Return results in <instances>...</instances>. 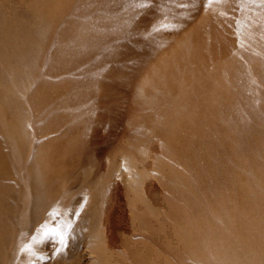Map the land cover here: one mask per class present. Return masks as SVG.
I'll use <instances>...</instances> for the list:
<instances>
[{
	"label": "bare ground",
	"instance_id": "obj_1",
	"mask_svg": "<svg viewBox=\"0 0 264 264\" xmlns=\"http://www.w3.org/2000/svg\"><path fill=\"white\" fill-rule=\"evenodd\" d=\"M19 1L21 2V0H19ZM19 1H17V3ZM81 1H86V0H22V3L26 4L27 8L25 11L21 12L17 9V7L15 5L11 4V0H0V132H1L0 135L2 134L4 139L7 142H9V143L4 142L3 144L7 143L9 153L11 154L10 151H12L13 152L12 155L13 154L15 155V160H13V162L15 161V163H16V160L17 161H21V160L25 161L24 166L21 167V169H23L24 172H26V175H25L23 173V171H21L22 174H24V176H26V181H25L26 183L24 184V186H25L24 188H26L24 191H26V192L25 193L23 192L25 194V196H24L25 198H23L24 203L21 202L22 205L20 206V207L23 206L22 207V213H24V212L27 213L28 211L32 210L31 208L33 207V204H34L33 202L39 201V199H43V197H40V196H43L45 194V192L41 189L43 187L48 190V198L47 199L50 202V204L47 202L46 203H47V205L49 204V207H53V208L56 207V206H54L55 202L57 200L61 201L62 195L66 194V193H62V192H64L67 189V186H69L70 182L67 181L68 182L67 183L62 178V176L64 177V174L68 173L67 170L72 165H70V166L67 165V167H65V168H68V169L66 170L64 168V170H63V167L66 166V164L63 161H65L64 159L67 156H68V159L66 158V161L67 162L71 161V158H69V155H70V157H72L73 151H75V149H76V148L75 149L73 148L76 146V145L75 146L73 145L74 142H76L79 139V136L82 138L83 132H85V130H87L88 127L91 126L90 121H91L93 115L96 117V114L98 115L99 112L101 110H103L102 107H101V110H99L100 108H98V107H97V109L94 108L95 103L98 100L95 101V103L93 102L94 105H92L93 103L88 105L91 107V109H88L87 107H85V105H87V103L89 101L92 102L95 99H97V95H96L97 92H101V95H102V93H104L105 90H102V89H104L103 81L106 78L104 77L105 78L104 79L102 76H105L107 74L109 76L110 75L115 76V72H114L115 70L113 71L110 68V66H108V67H106L107 65L104 66L103 72H101L99 70L100 69L99 68V66H100V64H99L100 60L99 59H98L99 62H94V61L89 62L88 61L89 64L88 65L86 64L87 66H81V67H85L81 71V75L85 74V77H87L86 80H88L87 82H85V81H84L85 83L82 82L84 79L81 80V82H80L78 80L77 75H76L77 78H76V76L74 77L72 75L71 76L68 75V74H71L72 71L74 72L77 69V67L79 65V61L77 59L78 58L80 59L81 54L84 57L90 58V57H95L96 54L99 53L97 48L94 49L95 46L93 48H90V49H87V47L84 48L85 43L89 44L91 40L93 41V40H95V38H97L99 36V35H97L95 37V34H97V32L93 33V31H92V34H91L90 33L91 29L89 27H87V26H89V24H86L84 21H85V19H86L85 17H87V15H88V17H89V15H90V17H92L93 14H95L93 12H96L97 3H100V1L95 0V2H97V3H95L96 6L95 7L93 6V8H95L94 9L95 11L93 10V12H91L93 14H86L84 18H83V13L81 11L83 10L82 8L85 7V5H84V7L81 8L82 10L79 9V7L77 9V5ZM104 1L105 0H101V4L100 5L98 4V6H101V5L105 6L106 4ZM185 1L186 0H184V3H185ZM201 1L202 0L199 1L200 4H202ZM239 1L240 0H228L227 4H224V3L219 1L218 3H215L214 5H210L206 9H204V13L198 19H208L210 16L211 17L214 16V18H215V16H221L223 19H226V20L230 19V18L233 19L234 18L233 16L235 15V13H234L235 12V10H234L235 6L234 5ZM111 2H112V5L114 3H116V6H117L119 4V2H122V0H112ZM179 2H182V1L179 0ZM195 2H197V1L195 0ZM244 2H246V1H244ZM90 3H89V5H91L93 2L91 4ZM155 3L157 4V3H159V1L155 2ZM166 3L167 2L164 3V1H163V3H161V6L163 4L164 9L166 8V10L164 11L163 15H162V11H160L162 17H160L161 19L159 18V20H160L159 22L157 21L155 28H158V30H159V27H157V26H160V27L166 26V28H169L168 31H170V32H168L167 35L165 36L166 39L162 38V40H157L154 43L152 41L151 42L152 44L150 42H148L150 37L148 39L144 38L145 40H147V42H148L147 44L150 43L151 45H155V48L157 50L155 52V56L152 59L147 60L148 61V62H146L147 63V65H146L147 70H146V68L145 69L143 68V70H146V71L142 72L141 75L136 77V79L134 77L132 79L129 77H128L129 79L126 78L128 80L127 83H129L132 86V88L130 90L132 91V89H133L132 93H130L131 95L130 94L127 95V97H129V95H130L131 98L129 97V102H126V103H129V105H132L133 108L131 109V107H130V109H131L130 115H127V113H125V110L127 108L126 107L127 104H125L126 108L124 110H121V111H124V113L127 115V117H126V115L124 114L125 117L127 118V120L125 122L122 121L124 123H121V124H123L122 128L124 127L126 132L124 133V136L122 134V132H124V131L120 130L122 132H120V131H118V132H119L120 138H123V139H121V141L122 140L124 141V139H126L128 145L117 148L114 151L112 150L111 152H108V150H107V152L105 153L106 150H104V152H102L103 151L102 148H105V144L107 145V143L109 144L110 142H107L104 144V142L102 141V143L104 144V147H101L100 152H102L101 153L102 157L103 156H106V157H104V159L103 158L100 159L101 157L97 156L98 157L97 159H100L101 161L106 160L108 162V164L106 163L107 167L104 170L105 171L104 173L98 172L99 174L96 176V178L90 184L86 185V188H84V190L82 191L83 193L81 194L82 196L84 195V197H82L83 199L80 197L81 195H79L77 193L78 196L81 198V200L84 201L83 205L86 204L85 205L86 208L84 206H82L84 210L87 209L86 210L87 213H86V211L85 212L82 211V213L84 212L83 216H85V215L90 216V214H88V212L91 211L90 209H92L97 203H98L97 205H99L100 202H97V201L100 198L102 200V197L104 196L105 191L112 184V180L115 181L116 179L117 180L115 182L113 181L114 182L113 184L115 185V183L118 181V183L115 185V188H114L116 191L115 192L116 195L119 196L120 202L119 201L118 202L120 204L122 202H124L123 196L121 195L123 190H125V191L130 190L131 195H132V199H131L132 203H131L130 207H132V206L133 207H141V208L142 207H154V208L155 207H159V208L160 207H162V208L163 207H175L173 204L166 202L167 200L163 201V202H159V201L155 202V200L157 201V198L155 199L154 196H157L158 195L157 192H160V191L168 192L169 194H171V196H178V197L181 196V198L184 200V201L182 200L184 202L183 205L185 204V206H182V207H190V205L192 207H214L211 209V211H213L215 214H217V216L222 215V213H224V209H225L224 207H226V208L231 207L230 213L226 214V216H224V218L221 217V220H222L221 222H223L226 225V227H229L231 231L228 232L226 227H225L226 228V231H225L224 230L225 228L222 227L221 232L217 233L216 235L212 234L213 236H210V235L207 236L208 233H205V229L208 227L210 228L211 225L215 226L214 223L212 222L211 225L206 227V223H205L206 221L204 222L201 220V222L199 224H198V222H196V224H198V226H202L203 232L199 233L201 231V229L199 228L200 230H197V227H196L195 231H197V233H199V235L196 233L197 237H193V238L190 237V236H192V234L194 232V231L191 232L192 231L191 229L194 227L193 222L199 220L200 216L202 219V215H200L199 213H198L197 217L190 219V216H189V217H187V219L185 221H182L181 223H178L175 220H172L174 218L171 219L170 217H167V214H165V215L169 219V221L171 220V222H169L170 223L169 226L173 230H177V231H178V229H181V230L185 229L186 230L187 228L193 226L190 229V232L188 233V234L192 233V234H190V236H188V234L186 233L185 236H181V237L182 238H188V237L191 238V239L188 238V239H190V241H189V243H187V248L190 249V254L192 256L194 254H196L198 256V257H196L197 259L195 258V260H194L195 262L197 261L200 264H203V263L204 264H264V251H262L261 253L256 252V250L259 249L258 248L259 245L261 243H264V233H263V235L259 236L260 231H258L259 225H262L264 227V221H263V218H262V220L259 219L258 216H261V214L258 215V212H257L258 209H261L258 207L264 208V17L260 14H257V13L253 14L252 12H251L252 14L250 13V16L248 18H246V17L241 18V16L235 15L241 21V23L238 22L240 25H236V22H237L236 19L237 18H235L236 22L233 19L232 23L227 22L228 20L225 21V20L221 19L222 21H218L216 19L217 22L211 31H204L203 34H199L200 37H201V35L204 36V35H210L213 33L214 34L217 33L219 35L217 29H218V27L223 26V27H225V30H224V28L222 29V30H224L223 33H230V34L234 35L235 39L232 42H234L240 48L239 49V48L234 47L232 50H228L227 52L229 54H231V52L234 53V54L232 53V57L225 59V61L217 63L215 66H213L215 64V62H214V64H212L210 62H206L202 58H200V59L198 58L197 61L194 60L195 62H190V53H191V55H192V52L196 53L197 52L196 49H198V48L191 46L194 48H192L190 50V48H191L190 47V29H191V26H190L189 20L190 19L192 20L196 16H194L193 18L190 17V19L188 18L189 20L187 18L186 19L182 18L183 20H176V18L174 19L175 15L179 16V14L176 13V10L180 9L181 7L178 8L179 6H177V4H175L177 6L176 7L177 9L175 10V7H174L175 5L173 6L174 7L173 8L171 5V2H169L172 9L169 7V9L167 11V8L169 5H168V3L167 4ZM173 3L174 2H172V4ZM83 4H84V2H83ZM109 4H110V2H109ZM156 4H154V5H156ZM188 4H189L188 5V7H189L190 3H188ZM200 4L198 6H200ZM252 4L254 6V3H252ZM166 5H167V7H166ZM107 6H109V5H107ZM136 6H137V4H136ZM182 6H183V8H187V7H184V4ZM191 6H192V4H191ZM191 6H190V8H191ZM240 6L241 5H239L238 7H240ZM143 7H144V5H143ZM148 7H150V6H147V8ZM201 7H203V6H201ZM250 7L251 6L249 5V9H245V7L243 9L251 10ZM99 8H101V7H99ZM128 8H129V6H128ZM140 8H142V7H140ZM156 8L158 9L157 6H156ZM20 9H22V8H20ZM164 9L162 8V10H164ZM192 9H194V7H192L190 10L188 9L189 11L187 10L189 15H191L190 11ZM131 10H132V8H131ZM133 10H135V9H133ZM154 10H155V8H154ZM173 10H175V11H173ZM201 10H202V8H201ZM102 11L103 10H101V12L100 11L99 12L102 14ZM142 11H145V14L147 13L145 8H144V10L142 8ZM200 11H198V13H200ZM99 12L96 13V15L98 14V16H99V14H100ZM126 12H124V13H126ZM148 12L150 13L151 11H148ZM156 12H159V11L156 10ZM236 12H238V10ZM243 12H244V10H243ZM243 12L241 11L240 13L243 14ZM111 13H113V12H111ZM129 13H132V12H129ZM142 13H144V12H142ZM101 14H100L99 18L102 17L101 19H103L104 16L106 17L105 14H104V16ZM107 14H109V13H107ZM113 14H111L112 16L110 15L111 18L108 17L109 15L107 16L109 18V20H108V23L106 22L107 23L106 28H105V26L104 27L102 26L104 24L103 23L104 21L102 22L100 20V22L103 23V24L101 23L103 30H104V28L107 29L108 24L112 25L110 27L111 30L110 29L107 30L108 33L110 31V34L108 36L106 34H104V36L106 35L108 37L107 38L108 41L110 43H112L111 48L115 45H118L119 44L118 40L121 38H124L125 33L129 31V29H127L128 31H126V32H124V31L120 32L119 31L120 30L119 24H117L118 26L116 25L117 28L119 27V30L114 29V27H113L114 24L121 22L122 13L119 16L121 18H114V16L117 17V14L116 15L115 14L113 15ZM138 14H140V12ZM145 14H141V15L143 16ZM194 14H196V13L194 12ZM96 15H94L93 17L95 18ZM98 16H96V18ZM246 16H248V15H246ZM88 17H87V19H88ZM146 17H147V15H146ZM146 17L144 18V20L146 19ZM197 17H198V15H197ZM197 17H196V19H197ZM131 18H129V20ZM147 18H148V20H152V19H149V17H147ZM152 18H155V17H152ZM123 19H125V18H123ZM135 19L137 20L138 17ZM140 19H142V18H140ZM156 19L158 20L157 17H156ZM103 20H106V18ZM129 20H127V22ZM144 20L142 22H144ZM184 20H187V21H184ZM91 21H92V19H91ZM96 21H94V22H96ZM109 21L111 24L109 23ZM131 21L132 20H130L129 22L131 23ZM135 21H133V22H135ZM153 21H155V23H156V20H153ZM192 21H194V20H192ZM100 22H99V25H100ZM148 22H146L147 25H149ZM132 23H131V25H132ZM139 23L141 25V21ZM121 25H122V23H121ZM140 25H137L139 30L141 29ZM206 25L202 24L199 27L204 28V27H206ZM94 26H96V24ZM101 26L98 27V24H97V27L100 28V29H98L96 27L97 30H101ZM123 26H124V21H123ZM132 26H136V24H134ZM142 26H143V24H142ZM242 26H249L251 29L249 28L248 30H243V28H242V30H241V28H239V27H242ZM123 28L124 27L121 26V29H123ZM126 28H128V27H126ZM132 28L136 29L135 27H132ZM153 28H154V26H153ZM163 28L166 29L165 27H163ZM195 28H196V26L194 27V30H195ZM201 28H199V29H201ZM151 29H149V30H151ZM145 30H143V31L145 32ZM155 30L157 31V29H155ZM161 30H163V29H161ZM201 30H199L200 33H201ZM208 30H210V29H208ZM143 31H141V32H143ZM156 31L155 32L153 31L151 34L156 33ZM146 32H149L148 27H147ZM99 33L102 36V33L101 32H99ZM130 33H132V32H130ZM213 35H211V36H213ZM218 35H216V36H218ZM101 36H100V38H101ZM129 36H131V34H129ZM219 37H221V36H219ZM219 37L216 38V41H217V39H219ZM73 38L75 39V41H73ZM100 38H98V39H100ZM126 38H127V36H126ZM139 38H142V37H139ZM194 38H196V37H194ZM196 39L194 40L195 42H196ZM204 39H207V38H204ZM137 40H138V38H137ZM102 41L104 42V40H102ZM141 41H142V39H141ZM220 41L223 42L222 37H221ZM95 42H96V40H95ZM142 42L144 43V41H142ZM97 43L100 44L99 41ZM97 43H95V45ZM90 44H92V42ZM129 44H131V43L129 42L127 44L128 45L127 47H129ZM196 44H198V43L196 42ZM93 45H94V41H93ZM123 45H124V43H123ZM130 46L133 47V45H130ZM118 47H120V50L122 49L120 44L118 45ZM198 47H200V46H198ZM213 47H214V45H213ZM114 48H112L113 51H114ZM135 48L136 47H134L133 49H135ZM145 48L146 47H144V49H142V51H144ZM150 48H151V46H150ZM155 48H153L152 50H155ZM205 48H207V47H205ZM112 49L108 48L107 49L108 51L107 50H105V51L109 52ZM147 49H149V48H146V50ZM202 49H201V51H202ZM124 50L126 51V49H124ZM214 50L216 52L215 48H214ZM206 51H207V49H206ZM222 51H224V50L222 49ZM106 52H104V53H106ZM123 52L120 51V54H122ZM111 53L112 52L110 51L109 55ZM117 53L119 54V52L116 50V54ZM153 53L148 54V55L150 56ZM203 53H204V51H203ZM116 54L114 53L113 55H116ZM134 54H135V51H134ZM141 54H143V53H141ZM223 54H225V52ZM103 55H102V57H104ZM205 55H206V53H205ZM225 55H227V54H225ZM110 56L112 57V55H110ZM139 56H141V55H139ZM149 56H147V57H149ZM98 57H101V56H98ZM111 57H109V58H111ZM134 57H136V54ZM134 57H131V58H134ZM207 57H208V54H207ZM106 58H108V57H106ZM106 58L104 57L103 59H106ZM131 58L129 57V60ZM209 58H207V59L209 60ZM212 58H214V56ZM76 60H77V62H75ZM98 60H96V61H98ZM191 60H192V57H191ZM74 62H75V64H77L76 68L73 67ZM101 62L104 63L102 61V59H101ZM137 63H138V61H137ZM140 63H145V61L140 62ZM51 64H52V66H50ZM82 64H83V62H82ZM103 65H105V64H103ZM138 65L141 66V64H138ZM48 66H49V68L51 67L52 71H53V68L55 69L53 71V72H55V74L53 73V76H56V78L50 79L49 75L52 74V71H50L51 73H49L47 71V70H49ZM111 66H113V65H111ZM118 67L119 68L116 70L122 69V68H120L121 67L120 65H118ZM142 67H145V66H142ZM112 68H114V67H112ZM130 68H131V66H130ZM130 68H129V70L133 71V69L131 70ZM106 71H109V72H106ZM195 72H197V73L195 74ZM190 73L192 74L191 76H190ZM125 74H127V73H125ZM139 74H140V71H139ZM122 75H123V73H122ZM129 75L130 74H128L126 76H129ZM134 75L135 74H133V76ZM116 76L118 78L120 75L117 74ZM88 77H90V79H88ZM108 79L110 80V78H108ZM245 81H247V82H245ZM119 82L121 83V81H119ZM108 83H110V82H108ZM112 84H115V83H112ZM247 84L250 86L249 90L245 89V86ZM88 85L90 86V88H88V91L86 94L82 90H84V91L87 90L86 88L88 87ZM83 86L85 87V89H82ZM131 86H129V87H131ZM117 87L115 89H117ZM11 88H14V89H12L10 91ZM241 89H243V92L241 91ZM106 90H107V86H106ZM84 93L87 96H85ZM117 93H119V92L117 91ZM121 93L123 94L122 91H121ZM125 94L126 93L124 92V97L126 98ZM106 95H108V93ZM191 95H196V96H193L196 98V101L193 102V104L190 103V96ZM117 96H118L117 99H119L118 94H117ZM254 99L257 100L258 103L257 104L254 103L252 105L251 101ZM111 100H113V99H111ZM106 102L109 103L107 98H106ZM122 102L124 103L123 99H122ZM122 102H119V105ZM73 103H74V105H73ZM100 103H103V102H100ZM104 103H105V101H104ZM104 103L102 105H105ZM216 103H220V105H218ZM206 104H207V106H208V104H211V105L216 104L217 107L215 106L216 108H209V106L207 107ZM99 105H101V104H99ZM113 105H115V104H113ZM123 105H121L122 109L124 108ZM136 105L137 106L139 105V107H136ZM67 106H69V107L66 108ZM260 107H262V109H263V115L259 118L253 114L252 110H254L256 112V110L259 109ZM66 109H69V111L71 110L70 111L71 113L70 112L67 113ZM107 109H105V110L109 114L110 112H108ZM112 109H113V107H112ZM112 109H110V110H112ZM115 109H118L117 105H116ZM54 110L58 111L55 115L51 113ZM116 111L117 110H115L114 112H116ZM127 111L128 110H126V112ZM114 112H112V113H114ZM117 112H119V111H117ZM241 112H242V117H241L242 119L240 120ZM106 114L103 115V113H102V115H100V114L99 115L104 117ZM108 114L106 115V117L108 116ZM115 114L116 113H114V115ZM237 114L239 117L238 118L239 121L232 120L233 116H235V118H237ZM114 115H112V116L114 117ZM116 116H117V114H116ZM118 116H120L122 118L121 115H118ZM216 118H219L218 123L216 122L217 120L215 121ZM252 118L254 119V122L252 121ZM121 120H125V118L121 119ZM121 120H119V121H121ZM256 123H259V125H260V123H263V124L260 125V127H259L260 128L259 138L257 137L255 142H253L252 140L244 141L242 136L236 135L237 132H241V130L250 131V132H254V131L259 130V128L258 129L252 128V125H255ZM69 125L71 126L72 130H70L68 128ZM94 129H95V127L93 128V131H94ZM96 129H98V128H96ZM96 129H95V131H96ZM93 131L91 130V132H93ZM95 131H94V133H96ZM91 132H90V134H91ZM115 134L117 135V133H115ZM115 134H113V135H115ZM110 135H111V133H110ZM113 135H112L111 139L113 138ZM67 136H68V138H67ZM86 136L88 137L87 134H86ZM254 137L255 136H253V138ZM114 139H116V141L115 142L112 141V143H113V144L111 143L112 148L114 147V143H115V148H116V146H118L119 143H121L120 141L118 144L116 143L118 141L117 137L114 136ZM86 140H88V138ZM91 140L93 141V139H91ZM91 140H90V142H91ZM88 141H87V143L90 144V142H88ZM98 141H100V140H98ZM93 142L95 143V141H93ZM94 143H92V145ZM70 144L73 147L68 149L67 147ZM83 144L89 145V144H86V141ZM92 145H91V147H92ZM96 145L99 146V144H96ZM94 146H95V144H94ZM85 147H87V146H85ZM108 147L110 148V144ZM109 148H107V149H109ZM84 150H85V148H84ZM93 150L94 151L97 150V146L94 147ZM195 150L198 151L199 153H197ZM3 151L1 149L0 155L2 154L1 152H3ZM78 151L79 150H76V152H78ZM98 151H99V149H98ZM98 151L96 153H98ZM117 152H119V154L122 157L120 159L121 161L118 165H116L113 162V157ZM215 153L217 154V156H218V154H220L221 156H219V158L213 159L212 156ZM105 154H107V155H105ZM86 155H87V153H86ZM93 155L95 156L96 154L93 153L92 156ZM2 156H0V158ZM7 156H6V158H7ZM74 156H73V158H74ZM119 156H118V158H119ZM75 158H77V157H75ZM75 158H74V160H76ZM105 158H107V159H105ZM80 159H82V158H80ZM86 159H87V156H86ZM74 160L72 159V161H74ZM88 161H90V159ZM74 162H76V164L78 165L79 161H74ZM82 162L83 161H81V165H82ZM87 162L84 163V165H85L84 168H86V166L88 165ZM0 163H1V161H0ZM70 163H72V162H70ZM4 164L2 163V165H4ZM73 164L75 165V163H73ZM94 164H95V160H94ZM103 164H105V163H103ZM95 165L97 166V164H95ZM105 165H102L101 168ZM8 166H10V164L9 165L7 164V168H8ZM16 167H18V166L15 165V169H16ZM89 167H90L89 169H91L90 163H89ZM92 167H93V165H92ZM87 168H88V166H87ZM3 169H6V168L4 167ZM17 169H19V168H17ZM73 169H74V167H73ZM73 169L71 167V169H69V170L72 172V171H74ZM92 169L89 170V173H88V171L85 172L84 169H82V171L84 170L83 172H85V173L78 170V172H79V173L77 172L78 173L77 175H79L78 178L80 179V177L83 174L86 178H87V176L89 177V175H91V173L94 174L96 171L95 172L93 171L94 172L93 173ZM9 170L11 171V169H9ZM86 170H88V169H86ZM94 170H95V167H94ZM100 170L98 169V171H100ZM15 171H17V170H15ZM62 171H65V173H63ZM220 171H222V173H221L222 174L221 177H223L222 181H221V177L219 176ZM71 172H70V174H71ZM74 172H72V174ZM81 173H82V175H81ZM86 173H88L89 175ZM14 174H16V172ZM7 175H8V173H7ZM7 175H6V177H7ZM24 176H23V178H24ZM37 176L38 177L41 176L42 178L41 177L38 178ZM75 176L76 175H74L75 181H76V179L78 181L79 179L77 178V176L76 177ZM113 176H116V178L114 179ZM150 176L154 178V180L156 182V186L154 187V184H152V188H154V189L152 191H150L149 194H147L146 190H144L145 186H147L145 184H147V182H148V183H150L149 185L151 187L152 181L149 182V180H148L147 182H145V180H147V178ZM65 177H66V175H65ZM93 177H94V175H93ZM217 177H219L218 178L219 180L217 179ZM74 178L71 176L70 178L68 177L67 180L74 179ZM58 180H60V181L64 180V184H65L64 187H66V188L61 186L63 188L62 189L60 187L61 183L58 185L62 189V192L60 191V189L56 190L55 186H53V187L49 186L51 184L50 182L58 181ZM87 180H88V178L84 181L87 183ZM82 182L83 181H81L80 186L85 185V183H83V185H81ZM66 183H67V185H66ZM1 184L2 183H0V185ZM143 184H144V188H143ZM40 185H41V187H40ZM122 185H124V186H122ZM3 186H5V184ZM111 186H113V185H111ZM0 187H2V186H0ZM39 187H40V189H39ZM79 187H78V189H79ZM197 188L198 189L204 188V190L205 189L206 190L204 191V193L201 196H198L199 198H197L194 202L190 203L189 194H190V192L192 194V191H194V190H195L194 193H196ZM19 190H20V188H19ZM80 190H81V188H80ZM75 191H77V189ZM72 192H70V193H72ZM14 193H15V191H14ZM111 193L113 195V192H111ZM74 194L75 193H73L72 196ZM17 195H19V194H17ZM110 195H109V197H110ZM20 196H21V194H20ZM45 196H46V194H45ZM68 196H69V193H68ZM68 196L67 197L64 196V197L68 198ZM78 196H77V198L80 200V198ZM113 196H115V195H113ZM70 197H71V195L69 196V198ZM73 197H71V198L73 199ZM109 197L106 200H109ZM211 197H213V198H211ZM1 198H2V196H1ZM69 198L67 200L71 199V198L70 199ZM111 198L113 199L114 197H111ZM126 198H128V196ZM19 199H20V197H19ZM45 199H46V197H45ZM21 200L22 199H20V201ZM158 200H159V198H158ZM72 201H70V202H72ZM74 201H73L74 204L79 203L80 206L82 205V203H81L82 201L81 202L80 201L74 202ZM110 201H112V200H110ZM127 201H129V200H127ZM1 202H3V201H1ZM4 202H3V204H6ZM6 202H9V201L6 200ZM43 202H45V201H43ZM175 202H176V199H175ZM63 203H68V202H66V201L64 202V200H63ZM113 203H115L114 199H113V202H111V205H113ZM119 203H117V206H119L118 205ZM74 204H72V206ZM105 204H108V203L105 202ZM128 204L130 205L129 202L127 203V206H129ZM44 205H45V203H44ZM79 205H78V207H79ZM92 205H93V207H92ZM122 205L127 207L126 203H123ZM11 206H12V204H11ZM65 206L69 207L70 205H65ZM2 207H4V206H2ZM34 207L36 208L35 204H34ZM34 207H33V209H34ZM75 207H77V206L75 205ZM248 207H249V209H247ZM256 207L258 209H256ZM53 208L52 209L49 208V209L51 211H54ZM63 208H65V207H63ZM94 208L97 209V206ZM117 208L118 207H116L115 211H117ZM180 208H181V206H180ZM253 208H255L257 213L255 212V210H253ZM18 209H20V208L18 207ZM83 209L81 208L80 212ZM96 209L93 210V212L92 211L90 212L92 217H93V215L95 216L94 213L96 212ZM233 209H235V210H233ZM61 210H62V208H61ZM78 210H79V208H78ZM178 210L180 211L181 209H178ZM41 211H40V213H41ZM163 211L168 213L169 216L173 214V211L170 208H167V209L165 208ZM118 212L114 213V214H116V216H119V218H121L123 220L124 218L122 216L120 217V214ZM263 212H264V210H263ZM1 213L2 212L0 210V222H1V220H3L1 217ZM14 213H15V211H14ZM14 213H12V214H14ZM159 214L162 215V213H159ZM178 214L180 215V212ZM44 215L47 216L46 213L43 214V216ZM52 215H54V214H52ZM77 215H79V214H77ZM144 215H146V214H144ZM46 216H45V219H46ZM64 216L65 215H63V217ZM75 216L76 215L74 214V217ZM33 217H36V216H33ZM40 217H41V215H40ZM47 217H49V213H48ZM51 217H54V216H51ZM92 217L90 218L91 221L94 218V217L93 218ZM215 217H216V215H215ZM77 218H76V220H77ZM86 218H84L82 220H86ZM117 218L118 217L115 218L116 224H118V226L120 224V229H121L122 225H123V227L124 226L126 227V223L123 222L125 220H123L122 222L119 220V222L123 223V224H121L117 221ZM9 219H11V218H9ZM78 219H81V218H78ZM107 219H108V217H107ZM113 219H111V220L113 221ZM176 219H178V218H176ZM218 219H220V218L218 217ZM218 219L216 217L215 221L217 222ZM90 220L87 219L86 222H88V223H86V225L84 224L85 223V221H84V223H82L84 225L83 227L81 226L82 224L80 225L82 228L81 230H83V228L85 229L84 232L80 230V233L82 235H84V233L86 234V232H87L88 233L87 235H90L91 237H93L95 230L92 231V229L95 226H92V224L94 223L93 222L94 220L92 221L93 223ZM131 220H133V219H131ZM155 220H154V222H155ZM204 220H206V219H204ZM26 221H27V219H26ZM34 221L36 222L37 220H34ZM89 221L92 224H90ZM177 221H179V220H177ZM133 222L134 221H132V223ZM221 222L219 224H221ZM74 223H73V227H74ZM157 223H159V222H157ZM107 224H108V222H107ZM110 224H112V223H110ZM160 224H162V223H160ZM208 224H210V223H208ZM114 225H115V223L113 222V226ZM26 226H27V224H26ZM26 226L24 225V227H26ZM67 226H69V225L67 224ZM107 226H109V225H107ZM115 226H116V230H118L119 227H117V225H115ZM28 227L29 226H27L26 228H28ZM34 227H33V229H35ZM7 228L9 230L12 227L9 228V226H8ZM18 228L20 229V225ZM18 228L16 226V230ZM38 228H40V227H38ZM126 228L128 229V227H126ZM218 228H219V225H218L217 229ZM12 229H14V227ZM12 229L10 231L14 233V231ZM79 229H80V227L79 228L76 227L75 230H79ZM112 229H114V227H112L111 230ZM116 230L113 231V234H115L114 232ZM140 230H142V229H140ZM259 230H260V228H259ZM263 230H264V228H263ZM38 231H40V230H38ZM5 232H7V231H4L3 227H1L0 228V236L5 235L4 234ZM44 232H47V231H40L37 233H40V236H43V235H46V233H44ZM62 232L63 231H61V235H62ZM105 232H106V230H105ZM128 232H130V230H128ZM8 233H9V231H8ZM41 233H44V234L41 235ZM141 233H142V231H141ZM27 234L29 235V233H27ZM27 234H23V235L27 236ZM64 234H66V233H64ZM116 234L119 235V233H116ZM176 234H178V233H176ZM209 234H211V232H209ZM30 235H32L31 232H30ZM30 235H29V238H30ZM118 235H116V237ZM179 235L180 234H178V236ZM16 236H15V239H17ZM20 236H22V235H19V237ZM114 236L110 237V238H114ZM178 236H176V237H178ZM186 236H188V237H186ZM193 236H195V234H193ZM32 238H33V236H32ZM47 238L45 236V239H47ZM7 239H8V237H7ZM33 239H35V238H33ZM37 239H40V237L37 236L35 239L36 240L35 242L38 241ZM20 240H21V237H20ZM20 240H18V241H20ZM22 240L25 241L24 238ZM184 240H186V239H184ZM187 240L185 242H187ZM4 241L5 240L1 241V243ZM28 241H30V240H28ZM28 241H27V243L21 242V243H23L22 244L23 246L21 244L19 246V244H18L17 247H20L21 250L27 249V248L30 250L31 246L30 247L27 246L29 244ZM112 241H113V239H112ZM180 241H182V239H180ZM9 242H11V240ZM182 243H183V241H182ZM86 244H88V243H86ZM108 244H109V241L107 242L106 245H108ZM88 246H90V244H88ZM182 246H183V244H182ZM32 247L35 248V251H36L35 253H38L37 252L38 248H36L35 246H32ZM111 247H112V245H111ZM178 247L181 248L180 246H178ZM261 247H263V246H260L259 250H261ZM39 248H41V247L39 246ZM110 248L108 247L105 250H101L98 248L95 250V252H91L92 254L93 253L98 254V252H99V255L96 254L98 256V259H97L95 264H126L127 263L126 261H124L126 263L119 261V259L117 258V257H119V255L113 256L111 254ZM20 249H17V250H20ZM164 249H167V248H164ZM171 249H172V247H171ZM41 250L45 251L46 248L45 249L41 248ZM137 250H139V249H137ZM38 251H39V249H38ZM43 251H42V253H44V255H45V252H43ZM168 252H169L168 255H170V258H171L172 253H170V251H168ZM8 253H9V251H8ZM31 253L32 252H30V255H31ZM163 253H164V251H163ZM94 254L92 257H94ZM190 254H189V256L191 257ZM11 255L12 254H10V256ZM168 255H167V257H168ZM32 256H34V255H32ZM39 256H40V252H39ZM140 256H142V255H140ZM140 256H138L139 259H140ZM167 257L161 256L160 258H158V256H156L155 259L156 258L159 259L157 262H155L156 260L153 259L154 261L153 260L141 261L140 264H153L152 262H155V264H174L173 261H171L172 259L170 260ZM142 258H144V257H142ZM150 258L151 259L154 258V255L150 254L149 259ZM5 259H6V257H5ZM192 259H194V258H192ZM18 260H20V259H18ZM37 261H38V259H37ZM170 261H171V263H170ZM6 262H5V264H6ZM19 262H17V263H19ZM34 262H36V258H35ZM39 262H40V260H39ZM36 263H38V262H36ZM132 263L130 261V263H127V264H132ZM0 264H3V263H0ZM27 264H29V263H27ZM39 264H41V263H39Z\"/></svg>",
	"mask_w": 264,
	"mask_h": 264
},
{
	"label": "rangeland",
	"instance_id": "obj_2",
	"mask_svg": "<svg viewBox=\"0 0 264 264\" xmlns=\"http://www.w3.org/2000/svg\"><path fill=\"white\" fill-rule=\"evenodd\" d=\"M17 1H19V0H11V4L12 5H15L16 7H17V9L19 10V11H25L26 10V8H27V6H26V4H24V3H22V0H21V2L19 1L18 3H17ZM100 1V3H97V2H95V0H86V1H81L80 3H78V5H77V9H78V7H79V9H81L82 7H84V5H85V7L84 8H82L81 10V12L83 13V18L85 17V15L86 14H93V13H95V14H93V16L94 15H96V13H98L99 11L101 12V10H103L102 11V14L101 15H103L104 16V14L106 15V17L104 16L103 17V19H105L106 18V20H103V19H101L102 17H100L99 18V16H100V14H99V16H98V14L96 15V16H98L97 18H96V16H95V18L92 16V17H90V15H89V17H88V15H87V17H88V19H87V17H85L86 19H85V23L86 24H89V26H87V27H89L90 29H91V31H90V33L92 34V31H93V33L94 32H97V34H95V37L97 36V35H99L97 38H95V40H96V42H95V40H93L94 41V45H93V41L91 40L90 41V43L92 42V44H86L85 43V47L84 48H86L87 47V49H90V48H93L94 46V49L95 48H97L98 49V54H96V58L95 57H84V56H82V54H81V57H80V59L78 58L77 60L79 61V65H78V67H77V64H75V62H77V60L74 62V64H73V67H77V69L73 72L72 71V73L71 74H68L69 76H78V80L81 82V80H83L82 82H87L88 80H86L87 79V77H85V74H83V75H81V71L85 68V67H81V66H87L88 64H89V62H99V60H100V62H101V59H102V61L104 62V63H100L99 62V64H100V66H99V70L101 71V72H103V69H104V66H106V67H108V66H110V68L115 72V76H113V75H105V76H102L105 80L103 81V86H104V89H102V90H105L104 91V93H102V95H101V92H97L96 93V95H97V99H95L94 101H92V102H88L87 103V105H85V107H87L88 109H91V107L90 106H88V105H90V104H92L93 102L95 103V101H97L96 103H95V106H94V108H96L97 109V107L98 108H100L99 110H101V107H102V109L103 110H101L100 112H99V114L100 115H102V113H103V115L104 114H106L107 113V111L105 110V109H107L108 110V112H110L109 114L111 115H109L108 113V116L106 117V115L103 117V116H100L99 114L97 115L96 114V117L93 115V117H92V119H91V126H89L88 127V129L87 130H85V132H83V134H82V138L79 136V139L81 140H77L76 142H74V146L75 147H73L71 144L67 147L68 149L69 148H76L75 149V151H73V154H72V157H70V155H69V158H71V161L70 162H72V163H70L69 161V163L66 161V158L68 159V156L67 157H65V161H63L65 164H66V166H64L63 167V170H64V168L65 167H67V165L68 166H70V165H72V166H70L69 167V169H71V167H72V169H73V167H74V171L76 172H74V171H72V172H74L73 174L74 175H76L77 176V178H78V176L79 175H77L79 172H78V170L79 171H82V169H84L85 170V172H87L88 171V173H89V170H91L92 168V172L94 171H96L94 174H92L91 173V175H89L88 173H86V174H88L89 175V177L87 176V178H88V180H87V183L84 181V180H86L87 178L84 176V174L82 175V173H81V177H80V179L77 181V179H76V181H75V178H74V175L72 174V172L68 169V168H65L67 171H68V173H66V174H64V177L62 176V178L67 182V181H69L70 183H69V186H67V189L64 191V192H62V187H64L65 186V184H64V180L62 181H60V180H58V181H52V182H50L49 184V186L50 187H53V186H55L56 187V190L57 189H60V191L62 192V193H66V194H63L62 195V199L64 200V202L66 201V202H68V203H63V200L61 199V201H56L55 202V204H54V206H56V207H49V204H50V202L48 201V190L47 189H45L44 187L43 188H41L44 192H45V194H46V196H45V194L43 195V196H40V197H43V199H39V201H36V202H33L35 205H36V208L34 207V204H33V207H34V209H33V207L31 208L32 210H30V211H28L27 213H22V207H20L21 205H22V203L21 202H23L24 203V199L23 198H25L24 196H25V192L26 191H24L26 188H24L25 186H24V184L26 183L25 181H26V176H24V174L26 175V172H24V170L23 169H21V167L22 166H24V162L25 161H23V160H21V161H17L16 160V163H15V161L13 162V160H15V155L13 154L12 155V151H10L11 152V154L9 153V150H8V144L7 143H9V142H7L5 139H4V137H3V135L1 134L0 135V151H1V149H2V151L4 152H1L2 154L0 155V156H2L1 158H0V161H1V163H0V183H2L3 185L5 184V186H3L2 184L0 185V186H2V187H0V210H1V217H2V219L3 220H1V222H0V228L1 227H3V229H4V231H7V232H5L4 234L6 235H1L0 236V251L2 252H0V263H3V264H5V262H6V264H27V263H29V264H39V263H41V264H95L96 263V261H97V259H98V256L97 255H99V252H98V254L97 253H93L94 254V257H92L93 256V254L91 253V252H95V250L96 249H101V250H105L106 248H110L111 247V245H112V247L110 248L111 249V254L113 255V256H117V255H119V257H117L118 259H119V261H121V262H124V261H126L127 263H130V261H131V263L133 262L134 264H140L141 263V261H150V260H156L155 262H157L159 259H155V257L156 256H158V258H160L161 256H165V257H167V255L169 254V252L168 251H170V253H172L171 254V258H170V255H168V257L167 258H169L171 261H173V263L174 264H200V263H198L197 261V263L194 261L195 260V258L196 257H198L196 254H194L193 256L190 254V249H188L187 248V243H189V241H190V237H197V234L199 235V233H201V232H203V228H202V226H198V224L201 222V220L202 221H206L205 223H206V227H208L209 225H211L212 224V222L214 223V225L215 226H213V225H211V227L213 228H206L205 229V233H208L207 234V236H213V235H216L217 233H219V232H221V228L223 227V228H225L226 227V225L223 223V222H221L222 220H221V217L222 218H224V216H226V214H229L230 213V208L231 207H228V208H226V207H224L225 209H224V213H222V215H219V216H217V214H215L213 211H211V209L212 208H214V207H192L191 205H190V207H182V206H185V204L183 205V199L181 198V196H171V194H169L168 192H165V191H160V192H157L158 193V195L157 196H154V198L156 199L157 198V201L155 200V202H163V201H166V202H168V203H170V204H173L175 207H130L131 206V199H132V195H131V191L130 190H123V192H122V196H123V201L124 202H122L121 204L119 203L120 201H119V196L118 195H116V191H115V185L118 183V181L115 183V185L113 184L115 181L114 180H112V184L111 185H113V186H111L110 185V187L105 191V193H104V196L102 197V200H101V198L97 201V202H100L99 203V205H95L94 207H96L97 206V209L96 208H94L93 207V205H92V207L94 208H92L93 210H95L96 209V212L94 213L95 214V216L93 215V217L91 216V211L93 212V210L92 209H90L91 211L90 212H88V214H90V216L93 218V222L90 220V216L88 217V216H86L85 214V216H83V213L87 210V209H83V207L82 206H84L85 207V205L86 204H84L83 205V203H84V201L83 200H81V198L82 197H84V195L82 196L81 194L83 193L82 191L84 190V188H86V185H88V184H90L95 178H96V176L99 174V173H104L105 171V169H106V167H107V164H108V162L106 161V160H100V159H104V157H106V156H103L102 157V155H101V153L102 152H104V150H106L105 151V153L107 152V150H108V152H111L112 150L114 151L115 149H117V148H120V147H122V146H127L128 145V143H127V140L126 139H124V141L122 140L121 141V139H123V138H120V135H119V132L118 131H120V130H122V131H124V132H122V131H120V132H122V134H123V136H124V133L126 132L125 131V129H124V127L122 128V126H123V124H121V123H124L126 120H127V115H130V112H131V109L133 108V106L132 105H129V103H126V102H129V97H130V93H132V91H133V89H132V91L130 90L131 88H132V86L129 84V83H127V79H129V78H135L136 79V77H138L139 75H141V73L142 72H144V71H146L147 70V67H146V65H147V63L146 62H148L147 60L149 59H152L154 56H155V52L157 51L156 50V48H155V45H151L152 43V41H153V43L155 42V41H157V40H162V38L163 39H166L165 38V36L167 35V33L168 32H170V31H168L169 30V28H166V26H162V27H160V26H157V27H159V30H158V28H155L156 27V24H157V21L159 22L160 20H159V18L160 17H162V15L164 14V11L166 10V8L164 9V5L162 4V6H161V3H163V1H164V3L165 2H167L168 3V8H167V11H168V9H169V7L172 9V7L175 5V4H177V6H179L178 8H180V9H178V10H176L177 8V6L175 5L174 7H175V10H176V13L177 14H179V16H177V15H175V17H174V19L176 18V20H183V19H190V17H194V16H196L197 17V15H198V17H197V19H196V17H194L192 20H194V21H192L191 19L189 20L190 21V26H191V29H190V47L191 46H194L195 48H198V49H196V53L195 52H192V55H191V53H190V62H195V61H197L198 60V58L200 59V58H202V59H204L206 62H210V63H212V64H214V62H215V64L213 65V66H215L217 63H220V62H222V61H225V59H228V58H231L232 57V53L233 52H231V54H229L227 51L228 50H232L234 47L235 48H239L234 42H232V41H234V39H235V37H234V35H232V34H230V33H223V31L225 30V27H223V26H221V27H218V33H219V35L216 33V34H210V35H201V37H200V35L199 34H203V32L204 31H211L212 30V28L215 26V24H216V19L218 20V21H222V20H225V21H227V22H229V23H232L233 21V19L235 20V18H237L236 20H237V22H236V20H235V22H236V25H240L239 23H241V21L239 20V18L238 17H236L237 15L238 16H241V18H244V17H246V18H248L249 16H250V13L252 12L253 14L254 13H257V14H260V15H262L263 17H264V3H261V0H240L239 2H237L234 6H235V8H234V10H235V15L233 16L234 18L233 19H223L221 16H215V18H214V16H210L208 19H198L199 17H201L202 16V14L204 13V9H206L208 6H210V5H214L215 3H218L219 1L220 2H222V3H224V4H227V2H228V0H212V2L210 3L209 2V0H202L201 1V3L203 4H200V0L198 1V0H196L197 2H195V0H186L185 1V3H184V0H180V1H182V2H179V0H158L159 1V3H155V2H158L157 0H147V3H145L144 2V0H122V2H119V4L116 6V3H114L113 5H112V0H105L104 2H105V6H103V5H101V6H98V4L100 5L101 4V0H99ZM108 3H107V2ZM161 1V2H160ZM190 1V2H189ZM194 1V2H193ZM205 1V2H204ZM244 1H246V2H244ZM83 2H84V4H83ZM92 4H91V3ZM103 2V3H104ZM109 2H110V4H109ZM169 2H171V5H172V7H171V5H170V3ZM172 2H174L173 4H172ZM21 3V4H20ZM86 3V4H85ZM89 3L91 4V5H89ZM95 3H97V6H96V4ZM102 3V4H103ZM166 3V4H167ZM180 5H179V4ZM188 3H190V6H191V4H192V6H191V8L192 7H194V9H192L191 11H190V14L191 15H189V13H188V11L191 9L190 8V6L188 7ZM241 3V4H240ZM246 5H245V4ZM252 3H254V6H253V4ZM257 5H256V4ZM88 4V5H87ZM136 4H137V6H136ZM150 4V5H149ZM154 4H156V5H154ZM184 4V7H187V8H183V5ZM186 4V5H185ZM200 4V6H198ZM252 4V5H251ZM107 5H109V6H107ZM135 7H134V6ZM143 5H144V7H143ZM159 5V6H158ZM239 5H241L240 7H238ZM243 5V6H242ZM249 5L251 6L250 7V9L252 10H245V9H249ZM93 6L95 7H97L96 8V12H93V10L95 9V8H93ZM103 6V7H102ZM128 6H129V8H128ZM133 6V7H132ZM147 6H150V7H148L147 8ZM152 6V7H151ZM156 6L158 7V9L156 8ZM201 6H203V7H201ZM99 7H101V8H99ZM105 7V8H104ZM111 9H110V8ZM116 7V8H115ZM140 7H142L143 8V10H144V8H145V10H146V14H145V11H142V8H140ZM166 7H167V5H166ZM173 7V8H174ZM245 7V9H243ZM247 7V8H246ZM20 8H22V9H20ZM104 8V9H103ZM109 8V9H108ZM122 8V9H121ZM125 8V9H124ZM131 8H132V10L133 9H135V10H131ZM154 8H155V10H154ZM162 8L164 9V10H162ZM201 8H202V10H201ZM262 8V9H261ZM98 9V10H97ZM114 9V10H113ZM148 9V10H147ZM151 9V10H150ZM189 9V10H188ZM241 9V10H240ZM258 9V10H257ZM86 10V11H85ZM105 10V11H104ZM110 10V11H109ZM121 10V11H120ZM128 10V11H127ZM153 10V11H152ZM156 10H158L159 12H156ZM175 10H173V11H175ZM188 10V11H187ZM200 11V13H198V11ZM238 10V12H236ZM243 10H244V12H243ZM95 11V10H94ZM109 11V12H108ZM127 11V12H126ZM148 11H151L150 13L148 12ZM160 11H162V15H161V12ZM197 11V12H196ZM243 12V14H241L240 12ZM256 11V12H255ZM91 12H93V13H91ZM111 12H113L115 15L117 14V17L116 16H114V18H121L122 17V19H121V22L120 23H116V24H114V29L116 30H119V27H120V32H126V31H128L127 29H129V31L128 32H126L125 33V37L124 38H121V39H119L118 40V43L120 44V46H121V50H120V47H118V45H115V46H113L112 48H114V51H113V49L111 48V44L112 43H110L109 41H108V35L110 34V31H109V33H108V29H110V27L112 26V25H107L108 27H107V29H105L106 28V24L108 23V20H109V18L108 17H110V15L111 14H113V13H111ZM118 12V13H117ZM124 12H126V13H124ZM129 12H132V13H129ZM140 12V14H138ZM142 12H144V13H142ZM194 12L196 13V14H194ZM27 13V12H26ZM107 13H111L110 15L109 14H107ZM122 13V15H121V17H119L120 16V14ZM129 13V14H128ZM135 13V14H134ZM194 15H193V14ZM237 13V14H236ZM251 13V14H252ZM113 14V15H114ZM119 14V15H118ZM127 16H126V15ZM134 14V15H133ZM141 14H145V15H141ZM151 14V15H150ZM153 14V15H152ZM248 15V16H246V15ZM109 15V16H108ZM139 15V16H138ZM146 15H147V17H149V19H152V20H148V18L146 17ZM160 15V16H159ZM200 15V16H199ZM108 16V17H107ZM112 16V15H111ZM126 16V17H125ZM133 16V17H132ZM146 17V19L144 20V18ZM159 16V17H158ZM243 16V17H242ZM132 17V18H131ZM138 17V19L141 21V25H140V21L137 19H135V18H137ZM142 18V19H140V18ZM144 17V18H143ZM151 17V18H150ZM152 17H155V18H152ZM156 17L158 18V20L156 19ZM181 17V18H180ZM111 18V17H110ZM113 18V17H112ZM123 18H125V19H123ZM129 18H131L130 20H132L131 21V23L133 22V21H135V22H133L132 23V25H134V24H136V26H132L131 25V23L129 22L130 20H129ZM134 18V19H133ZM183 18V19H182ZM91 19H92V21H91ZM129 20L128 22H127V20ZM161 19V18H160ZM222 19V20H221ZM97 20V21H96ZM100 20L104 23H102V22H100ZM126 20V21H125ZM144 20V22H142ZM153 20H156V23H155V21H153ZM94 21H96V22H94ZM123 21H124V26H123ZM150 23H149V22ZM184 21H187V20H184ZM192 21V22H191ZM209 23H208V22ZM99 22H100V25H99ZM107 22V23H106ZM146 22H148V24L149 25H147V23ZM214 22V23H213ZM239 22V23H238ZM101 23L103 24L102 26L104 27L105 26V28H104V30L102 29L103 27L101 26ZM109 23H110V21H109ZM121 23H122V25H121ZM130 23V24H129ZM138 23V24H137ZM96 24V26H94ZM97 24H98V27H100L101 26V30H97ZM111 24V23H110ZM117 24H119V27L117 28ZM142 24H143V26H142ZM145 24V25H144ZM155 24V25H154ZM206 25V27H204V28H201V27H199L200 25ZM212 24V25H211ZM117 25V26H116ZM122 27H124L123 29H121V26ZM131 25V26H130ZM137 25H140L141 27V31H143V30H147V27H148V31L149 32H146V30H145V32L143 31V32H141L140 30H139V28L137 27ZM196 26V28H195V30H194V27ZM94 26V27H93ZM128 27V28H126V27ZM153 26H154V28H153ZM97 27V28H96ZM132 27H137L136 29H134V28H132ZM143 27V28H142ZM163 27H165L166 29H164ZM208 27V28H207ZM152 28V29H151ZM199 28H201V29H199ZM220 28V29H219ZM224 28V30H222ZM239 28H241V30H242V28H243V30H248L250 27L249 26H242V27H239ZM98 29H100V28H98ZM113 29V28H112ZM113 29V30H114ZM149 29H151V30H149ZM155 29H157V31L155 30ZM161 29H163V30H161ZM171 29V28H170ZM208 29H210V30H208ZM251 29V28H250ZM111 30V29H110ZM139 30V31H138ZM199 30H201V33L199 32ZM221 30V31H220ZM237 30V29H236ZM155 32L156 31V33H154V34H151L152 32ZM160 31V32H159ZM166 31V32H165ZM99 32H101L102 33V36H101V34L99 33ZM130 32H132V33H130ZM104 34H106L105 36H104ZM129 34H131V36H129ZM94 35V34H93ZM211 35H213V36H211ZM216 35H218V36H216ZM100 36H101V38H100ZM126 36H127V38H126ZM208 36V37H207ZM219 36H221L222 37V40H223V42L222 41H220L221 40V37H219ZM132 37V38H131ZM138 38V40H137V38ZM139 37H142V38H139ZM150 37V38H149ZM154 37V38H153ZM194 37H196V38H194ZM219 37V39H217V41H216V38H218ZM98 38H100V39H98ZM135 38V39H134ZM147 38H149V40H148V42H150L149 44H147L148 42H147V40H145V39ZM204 38H207V39H204ZM104 40V42L102 41V40ZM107 39V40H106ZM130 39V40H129ZM140 39V40H139ZM141 39H142V41H144V43L146 44H144L142 41H141ZM144 39V40H143ZM196 39V42L198 43V44H196V42L194 41ZM213 39V40H212ZM101 40V41H100ZM137 40V41H136ZM198 40V41H197ZM208 40V41H207ZM211 42H210V41ZM73 41H75V39L73 38ZM100 42V44L99 43H97V42ZM204 43H203V42ZM102 42V43H101ZM131 43V44H129V47H127L128 45V43ZM95 43H97L96 45L98 46H96L95 45ZM106 43V44H105ZM110 43V44H109ZM123 43H124V45H123ZM139 43V44H138ZM212 43V44H211ZM126 44V45H125ZM141 44V45H140ZM89 45V46H88ZM130 45H133V47L132 46H130ZM212 45V46H211ZM213 45H214V47H213ZM219 45V46H218ZM150 46H151V48H150ZM153 46V47H152ZM198 46H200V47H198ZM222 48H221V47ZM89 47V48H88ZM106 47V48H105ZM134 47H136L135 49H133ZM144 47H146V48H149V49H147L146 50V48H145V50L144 51H142V49H144ZM194 47H191L190 48V50L192 49V48H194ZM204 47V48H203ZM205 47H207V48H205ZM105 48V49H104ZM108 48H110V49H112V50H110L113 54L115 53L116 54V50L119 52V54L117 53L116 55H113L112 53L110 54V55H112V57L109 55V52H106L105 50H107ZM118 48V49H117ZM153 48H155V50H152ZM203 48V49H202ZM214 48L216 49V52H215V50H214ZM221 48V49H220ZM124 49H126V51L124 50ZM201 49H202V51H201ZM206 49H207V51H206ZM220 49V50H219ZM222 49L224 50V51H222ZM240 49V48H239ZM150 50V51H149ZM154 52H152V51ZM86 51V50H85ZM108 51V50H107ZM120 51L121 52H123L122 54H120ZM129 53H128V52ZM134 51H135V54H136V57H134L135 56V54H134ZM199 51V52H198ZM203 51H204V53H203ZM219 51V52H218ZM222 51V52H221ZM104 52H106V53H104ZM133 52V53H132ZM146 52V53H145ZM212 52V53H211ZM225 52V54H227V55H225V54H223ZM108 53V54H107ZM141 53H143V54H141ZM151 53H153L152 55H148V54H151ZM200 53V54H199ZM205 53H206V55H205ZM211 53V54H210ZM104 54V55H103ZM145 54V55H144ZM202 54V55H201ZM207 54H208V57H207ZM234 54V53H233ZM102 55L106 58V57H108V58H106V59H103L104 57H102ZM108 55V56H107ZM120 57H119V56ZM133 55V56H132ZM138 55V56H137ZM139 55H141V56H139ZM204 55V56H203ZM212 55V56H211ZM231 55V56H230ZM98 56H101V57H98ZM122 56V57H121ZM147 56H149V57H147ZM214 56V58H212ZM224 56V57H223ZM109 57H111V58H109ZM115 57V58H114ZM118 57V58H117ZM129 57L131 58V57H134V58H131L130 60H129ZM142 59H141V58ZM191 57H192V60H191ZM194 57V58H193ZM210 57V58H209ZM216 57V58H215ZM82 58V59H81ZM88 58V59H87ZM101 58V59H100ZM124 58V59H123ZM138 60H137V59ZM140 58V59H139ZM207 58H209V60L207 61L206 59ZM91 59V60H90ZM99 59V60H98ZM121 59V60H120ZM136 59V60H135ZM145 59V60H144ZM81 60V61H80ZM96 60H98V61H96ZM143 60V61H142ZM195 60V61H194ZM233 60V59H232ZM89 61V62H88ZM106 61V62H105ZM137 61H138V63H137ZM145 61V63H140V62H144ZM82 62H83V64H82ZM88 62V63H87ZM135 62V63H134ZM87 64V65H86ZM103 64H105V65H103ZM138 64H141V66L140 65H138ZM145 64V65H144ZM111 65H113V66H111ZM118 65H120L121 67L120 68H122V69H119V70H116V69H118L119 67H118ZM129 65V66H128ZM138 65V66H137ZM50 66H52V64L50 65ZM130 66H131V68H130ZM135 68H134V67ZM141 68H140V67ZM142 66H145V67H142ZM112 67H114V68H112ZM127 67V68H126ZM48 68H49V66H48ZM47 68V69H48ZM129 68L132 70L133 69V71H130L129 70ZM140 68V69H139ZM143 68L145 69L146 68V70H143ZM127 69V70H126ZM55 69L53 68V71H54ZM107 70V69H106ZM140 71V74H139V71ZM49 73H51L50 71H52L51 70V67L49 68V70H47ZM52 71V74H50L49 75V77H50V79L51 78H56V76H53V73L55 74V72H53ZM119 71V72H118ZM122 71V72H121ZM130 73H129V72ZM106 72H109V71H106ZM121 72V73H120ZM133 72V73H132ZM118 75H120L118 78H117V74ZM122 73H123V75H122ZM125 73H127V74H125ZM192 73V72H191ZM190 73V76L192 75ZM197 72H195V74H196ZM74 74V75H73ZM81 76H80V75ZM125 74V75H124ZM128 74H130L129 76H126V75H128ZM133 74H135L134 76H133ZM52 75V76H51ZM77 76H76V78H77ZM125 78H124V77ZM129 77V78H128ZM108 78H110V80L108 79ZM121 80H120V79ZM127 78V79H126ZM88 79H90V77H88ZM90 81V80H89ZM110 82V83H108V82ZM119 81H121V83L119 82ZM84 82V83H85ZM119 82V83H118ZM245 82H247V81H245ZM112 83H115V84H112ZM86 85V84H85ZM87 86V85H86ZM106 86H107V90H106ZM109 86V87H108ZM115 86V87H114ZM118 86V87H117ZM129 86H131V87H129ZM117 87V89H115ZM122 87V88H121ZM88 88H90V86L88 85V87L86 88L87 90H82V89H85V87L83 86L82 87V91L83 92H85L86 94H87V91H88ZM12 89H14V88H11L10 89V91L12 90ZM245 89L247 90H249L250 89V86L247 84L246 86H245ZM110 90V91H109ZM131 92H130V91ZM114 91V92H113ZM117 91L120 93H117ZM121 91L123 92V94L121 93ZM241 91L243 92V89H241ZM82 92V93H83ZM103 92V91H102ZM110 92V93H109ZM115 94H113V93ZM124 92L126 93L125 94V96H126V98L124 97ZM84 93V94H85ZM108 93V95H106ZM85 94V96H87ZM117 94L119 95V99H117ZM128 94H130L129 95V97H127V95ZM113 95V96H112ZM246 95V94H245ZM84 96V97H85ZM193 96H196V95H191L190 96V103L191 104H193V102H195L196 101V98L195 97H193ZM80 98V97H79ZM106 98H107V100L109 101V103H107L106 102ZM109 98V99H108ZM115 98V99H114ZM131 98V97H130ZM103 99V100H102ZM111 99H113V100H111ZM122 99H123V101H124V103L122 102ZM102 100V101H101ZM117 100V101H116ZM119 100V101H118ZM121 100V101H120ZM104 101H105V103H104ZM112 101V102H111ZM100 102H103L105 105H102L103 103H100ZM119 102H122V103H120V105H119ZM94 103L92 104V105H94ZM101 104V105H99V104ZM118 103V104H117ZM209 103V102H208ZM254 103H258L257 102V100H252L251 101V104L253 105ZM97 104V105H96ZM111 104V105H110ZM113 104H115V105H113ZM125 104H127V106L125 105ZM216 104H218V105H220V103H216ZM216 104H213V105H211V104H208V106H209V108H216L217 107V105ZM255 104V105H256ZM73 105H74V103H73ZM113 105V106H112ZM116 105H117V108L119 109H115V107H116ZM119 105V106H118ZM121 105H123L124 106V108L122 109V107H121ZM129 105V106H128ZM115 106V107H114ZM127 108H126V107ZM206 106H207V104H206ZM205 106V107H206ZM207 106V107H208ZM212 106V107H211ZM216 106V107H215ZM69 106H67L66 108H68ZM93 107V106H92ZM111 107V108H110ZM112 107H113V109H112ZM130 107H131V109H130ZM136 107H139V105L137 106L136 105ZM206 107V108H207ZM126 108V110H128L127 112H126V110H125V113H127V115L124 113V111H121V110H124ZM71 109V108H70ZM110 109H112V110H110ZM57 110V109H56ZM56 110H54L53 112H51L52 114H56L58 111H56ZM115 110H117V111H119V112H114ZM71 111V110H70ZM69 111V109H66V112L67 113H69L70 112ZM112 112H114V113H116L117 114V116H116V114L114 115V113H112ZM252 112H253V114L256 116V117H261L262 115H263V109H262V107H260L259 109H257L256 110V112L254 111V110H252ZM71 113V112H70ZM119 113V114H118ZM259 113V114H258ZM126 115V117H125V115ZM53 115V116H54ZM112 115H114V117L112 116ZM118 115H121L122 116V118L120 117V116H118ZM124 115V116H123ZM100 116V117H99ZM57 117V116H56ZM103 117V118H102ZM110 117V118H109ZM242 117V112H241V116H240V120L242 119L241 118ZM125 118V120H121V119H124ZM239 117H238V114H237V118H235V116H233V118H232V120H234V121H239V119H238ZM104 119V120H103ZM117 119V120H116ZM119 120H121V121H119ZM217 120V121H216ZM96 123H95V122ZM122 121H124V122H122ZM215 121L218 123V121H219V118H216L215 119ZM252 121L254 122V119L252 118ZM100 122V123H99ZM263 123H260V125H262ZM260 125H259V123H256L255 125H252V128H254V129H258L259 127H260ZM95 127V129L96 128H98V129H96V131H95V129H94V131L97 133H94V131H93V128ZM68 128L70 129V130H72V128H71V126L69 125L68 126ZM91 128V129H90ZM91 132V130L93 131V132H91V134H90V132ZM259 132H260V128H259V130H257V131H254V132H250V131H244V130H241V132H237V134L236 135H239V136H242V138L244 139V141H248V140H252L253 142H255V140H256V138L258 137L259 138ZM1 133V132H0ZM110 133H111V135H110ZM115 133H117V135L115 134ZM242 133V134H241ZM86 134L88 135V137L86 136ZM113 134H115V135H113ZM112 135H113V138L111 139V137H112ZM114 136L115 137H117L118 138V141L116 142L117 144L119 143V141L121 142V143H119L118 144V146H116V148H115V143H114V149L112 148V146H111V143H112V141H116V139H114ZM253 136H255L254 138H253ZM67 138H68V136H67ZM88 138V140L90 139H93V141H95V143L91 140V142L92 143H94L95 144V146H94V144L92 145V143L90 142V140L88 141V140H86ZM252 138V139H251ZM114 139V140H113ZM120 139V140H119ZM246 139V140H245ZM98 140H100V141H98ZM3 141V142H2ZM84 141V142H83ZM85 141H86V144H89V143H87V141L88 142H90V144L92 145V147H91V145L89 144V145H85V144H83V143H85ZM102 141L104 142V144L105 143H107V142H110L109 144H110V148L108 147L109 146V144L107 143V145L105 144V148H102L103 149V151L102 152H100L101 151V147H104V144L102 143ZM4 142H7V143H5V144H3ZM80 142V143H79ZM76 143V144H75ZM83 145H82V144ZM81 144V145H80ZM96 144H99V146L98 145H96ZM101 144V145H100ZM113 144V143H112ZM78 145V146H77ZM259 145V144H258ZM85 146H87V147H85ZM96 147L97 146V150H93L94 149V147ZM100 147V148H99ZM84 148H85V150H84ZM107 148H109V149H107ZM87 149V150H86ZM98 149H99V151H98ZM76 150H79L78 152H76ZM8 151V152H7ZM94 151V152H93ZM98 151V153H96ZM196 151V150H195ZM76 152V153H75ZM197 153H199L198 151H196ZM82 153V154H81ZM86 153H87V155H86ZM93 153H95L96 155V157L93 155L92 156V154ZM8 156H7V155ZM71 154V153H70ZM82 156H81V155ZM90 154V155H89ZM75 155V156H74ZM80 155V156H79ZM105 155H107V154H105ZM120 154H119V152H117L115 155H114V157H113V162L116 164V165H118L119 163H120V159L122 158L121 157V155L119 156ZM6 156H7V158H6ZM73 156H74V158L75 157H77V158H75L76 160H74V158H73ZM86 156H87V159L89 160L90 159V161H88L87 159H86ZM89 156V157H88ZM101 157L100 159H97L98 157ZM118 156H119V158H118ZM219 156H221L220 154H218V156H217V154L215 153L213 156H212V158L213 159H216V158H219ZM5 157V158H4ZM14 157V158H13ZM84 157V158H83ZM80 158H82V159H80ZM92 158V159H91ZM95 158V159H94ZM9 161H8V160ZM72 159L74 160V161H79L78 162V165L76 164V162H74V161H72ZM79 159V160H78ZM84 159V160H83ZM86 159V160H85ZM95 160V164H97V166L94 164V160ZM105 159H107V158H105ZM11 160V161H10ZM70 160V159H69ZM118 160V161H117ZM81 161H83L82 162V165H81ZM88 161V162H87ZM106 161V162H105ZM19 164H18V163ZM22 162V163H21ZM67 162V163H66ZM85 162H87L88 163V168H87V166H86V168H84V163ZM2 163L4 164V165H2ZM73 163H75V165L73 164ZM89 163H90V165H91V169H89L90 167H89ZM93 163V164H92ZM103 163H107L106 165L105 164H103ZM7 164L9 165L10 164V166H8V168L9 169H11V171L7 168ZM3 167H2V166ZM12 165V166H11ZM15 165L16 166H18V167H16V169H15ZM74 165V166H73ZM92 165H93V167H92ZM102 165H105V166H103L102 168H101V166ZM76 166V167H75ZM83 168H82V167ZM6 168V169H3V168ZM94 167H95V170H94ZM100 167V168H99ZM13 168V169H12ZM17 168H19V169H17ZM4 171H2V170ZM76 169V170H75ZM86 169H88V170H86ZM98 169L100 170V171H98ZM15 170H17V171H15ZM83 170V171H84ZM21 171H23V173L24 174H22V172ZM82 171V172H83ZM102 171V172H101ZM10 172V173H9ZM16 172V174H14ZM63 173H65V171H62ZM70 172H71V174H70ZM78 172V173H77ZM85 172H83V173H85ZM99 172V173H98ZM7 173H8V175H7ZM21 173V174H20ZM62 173V174H63ZM222 171H220V177L222 176ZM7 175V177H6V175ZM13 177H12V176ZM65 175H66V177H65ZM68 175V176H67ZM74 178V179H70V180H67L68 179V177L70 178L71 176ZM93 175H94V177H93ZM3 176V177H2ZM16 176V177H15ZM20 176V177H19ZM23 176H24V178H23ZM75 176V177H76ZM91 176V177H90ZM12 177V178H11ZM38 177V176H37ZM41 177V176H40ZM40 177H38V178H40ZM93 177V178H92ZM11 178V179H10ZM22 178V179H21ZM42 178V177H41ZM84 180H83V179ZM113 178L115 179L116 178V176H113ZM219 177H217V179H218ZM12 180V181H11ZM15 180V181H14ZM18 180V181H17ZM23 180V181H22ZM149 180V182L150 181H152L151 182V187H150V183H148L147 181ZM219 180V179H218ZM223 180V177H221V181ZM4 181V182H3ZM81 181H83L82 182V184L81 185H83V183H85V185H83V186H80V183H81ZM114 181V182H113ZM55 182V183H54ZM145 182H147V184H145V185H147V186H145V188H144V184H143V188H144V190H146V193L147 194H149V192L150 191H152L154 188H152V184H154V187L156 186V182H155V180H154V178L153 177H148L147 178V180H145ZM144 182V183H145ZM58 183V184H57ZM62 185H61V184ZM68 183V182H67ZM67 183H66V185H67ZM79 183V184H78ZM60 184V187L62 188H60L58 185ZM78 184V185H77ZM80 186V187H79ZM122 186H124V185H122ZM40 187H41V185H40ZM40 187H39V189H40ZM78 187H79V189H78ZM19 188H20V190H19ZM24 188V189H23ZM64 188H66V187H64ZM80 188H81V190H80ZM150 188V189H149ZM11 189V190H10ZM72 189V190H71ZM77 189V191H75ZM5 190V191H4ZM19 190V191H18ZM69 190V191H68ZM112 190V191H111ZM206 190V189H205ZM204 188H202V189H196V193H194L195 192V190L194 191H192V194H191V192H190V194H189V197H190V203H192V202H194L197 198H199L198 196H201L203 193H204ZM8 191V192H7ZM10 191V192H9ZM14 191H15V193H14ZM21 191V192H20ZM68 191V192H67ZM73 191V192H72ZM109 191V192H108ZM113 192V195H115V196H113L112 195V193L111 192ZM17 192V193H16ZM20 192V193H19ZM24 192V193H23ZM70 192H72V193H70ZM81 192V193H80ZM214 192V191H213ZM12 193V194H11ZM61 193V194H62ZM68 193H69V196L71 195V197H73V199L71 198H69V196H68ZM73 193H75L73 196H72V194ZM79 195H81L80 197L78 196V194ZM167 193V194H166ZM17 194H19V195H17ZM20 194H21V196H20ZM111 194V195H110ZM109 195H110V197H109ZM128 196V198H126L127 196ZM163 195V196H162ZM1 196H2V198H1ZM64 196H68V198L70 199V200H67L68 198H65ZM77 196L80 198V200L77 198ZM131 196V197H130ZM159 196V197H158ZM19 197H20V199H22L21 201H20V199H19ZM45 197H46V199H45ZM108 197H109V200H106V199H108ZM111 197H114L113 199H114V201H115V203H113V205H111V202H113V199L111 198ZM116 197V198H115ZM171 197V198H170ZM105 198V199H104ZM153 198V199H154ZM158 198H159V200H158ZM164 198V199H163ZM168 198V199H167ZM211 198H213V197H211ZM77 199V200H76ZM83 199V198H82ZM117 199V200H116ZM175 199H176V202H175ZM259 199V198H258ZM6 200L7 201H9V202H6ZM60 200V199H59ZM75 200V201H82L81 203H82V205L80 206L79 205V203L78 204H74L73 203V201ZM105 200V201H104ZM110 200H112V201H110ZM127 200H129V201H127ZM183 200V201H182ZM1 201H5L4 203H6V204H3V202H1ZM34 201V200H33ZM43 201H45V202H43ZM70 201H72V202H70ZM74 201V202H75ZM110 201V202H109ZM117 201V202H116ZM119 201V202H118ZM49 203L48 205H47V203ZM60 202V203H59ZM105 202H107L108 204H105ZM130 203V205L129 206H127V203ZM172 202V203H171ZM174 202V203H173ZM9 203V204H8ZM44 203H45V205H44ZM80 203V204H81ZM95 203V202H94ZM117 203H119L118 205L120 206H117ZM123 203H126V206L127 207H125V206H123L122 204ZM8 204V205H7ZM11 204H12V206H11ZM16 204V205H15ZM57 204V205H56ZM62 204V205H61ZM72 204H74L73 206H72ZM15 205V206H14ZM19 205V206H18ZM59 205V206H58ZM65 205H70L69 207L68 206H65ZM75 205L77 206V207H75ZM78 205H79V207H78ZM102 205V206H101ZM125 205V204H124ZM133 205V204H132ZM2 206H4V207H2ZM9 206V207H8ZM38 206V207H37ZM112 206V207H111ZM178 206V207H177ZM180 206H181V208H180ZM14 207V208H13ZM18 207L20 208V209H18ZM42 207V208H41ZM45 207V208H44ZM62 208V210H61V208ZM63 207H65V208H63ZM75 207V208H74ZM116 207H118L117 208V211H115V209H116ZM123 209H122V208ZM2 208V209H1ZM5 208V209H4ZM52 209L53 208V210L54 211H51L50 209ZM57 208V209H56ZM78 208H79V210H78ZM83 209V210H81V212H80V209ZM86 208V207H85ZM90 208V207H89ZM88 208V209H89ZM122 210H121V209ZM132 208V209H131ZM150 208V209H149ZM162 208V209H161ZM167 209V208H170V209H172V211H173V214L172 215H170L169 216V214L168 213H166V212H164L163 210L164 209ZM183 208V209H182ZM242 208V207H241ZM246 208V207H245ZM258 208H261V209H258ZM256 207V209H258L257 210V212H258V215H260L261 214V216H258L259 217V219H261L262 220V218H263V221H264V212H263V210H264V208L263 207ZM14 209V210H13ZM17 209V210H16ZM41 211V213H40V211ZM48 211H47V210ZM64 209V210H63ZM134 209V210H133ZM137 209V210H136ZM141 209V210H140ZM155 209V210H154ZM177 209V210H176ZM178 209H181L180 211L178 210ZM186 209V210H185ZM228 211H227V210ZM247 209H249V207L247 208ZM7 210V211H6ZM56 210V211H55ZM58 210V211H57ZM60 210V211H59ZM120 210V211H119ZM133 212H132V211ZM140 210V211H139ZM158 210V211H157ZM161 210V211H160ZM233 210H235V209H233ZM239 210V209H238ZM253 210H255V208H253ZM12 213H14V211H15V213L14 214H12ZM20 211V212H19ZM39 211V212H38ZM46 211V212H45ZM82 211H84L83 213H82ZM89 211V210H88ZM115 211V212H114ZM119 211V212H118ZM142 211V212H141ZM155 211V212H154ZM177 211V212H176ZM204 211V212H203ZM228 213H227V212ZM262 211V212H261ZM49 213V217H47L48 216V213ZM56 212V213H55ZM58 212V213H57ZM119 213L120 214V217L122 216L124 219L123 220H125V221H123L121 218H119V216H116V214H114V213ZM122 214H121V213ZM131 212V213H130ZM180 212V215L178 214ZM194 212V213H193ZM255 212H256V210H255ZM256 212V213H257ZM11 213V214H10ZM34 213V214H33ZM47 214V216L46 215H44L43 216V214ZM86 213H87V211H86ZM134 213V214H133ZM159 213H162V215L161 214H159ZM196 213V214H195ZM198 213L200 214V215H202V219H201V216H200V218H199V220H197V221H195V222H193V226H191V227H189V228H187L186 230L185 229H178V231L177 230H173V229H171V227L169 226V222H171V220L169 221V219L167 218V217H170L171 219L172 218H174V219H172V220H175L176 222H178V223H181L182 221H185L186 219H187V217H189L190 216V219L192 218H195V217H197L198 216ZM52 214H54V215H52ZM74 214L78 217V218H81V219H78L76 216L74 217ZM77 214H79V215H77ZM93 214V213H92ZM144 214H146V215H144ZM165 214H167V217H166V215ZM30 215V216H29ZM39 215V216H38ZM40 215H41V217H40ZM63 215H65L64 217H63ZM67 215V216H66ZM115 215V216H114ZM118 215V214H117ZM215 215H216V217H217V219H218V217L220 218V219H218L217 220V222L215 221V219H216V217H215ZM13 216V217H12ZM19 216V217H18ZM33 216H36V217H33ZM45 216H46V219H45ZM51 216H54V217H51ZM132 216V217H131ZM160 216V217H159ZM178 216V217H177ZM263 216V217H262ZM67 217V218H66ZM87 217V218H86ZM107 217H108V219H107ZM114 219H113V218ZM116 217H118L117 218V221L119 222V220L122 222H125L126 223V227H128V229L124 226L123 227V225L121 226V229H120V224H119V226H118V224H116ZM147 217V218H146ZM153 217V218H152ZM9 218H11V219H9ZM27 219V221H26V219ZM32 218V219H31ZM34 218V219H33ZM52 218V219H51ZM76 218H77V220H76ZM84 218H86V220H82V219H84ZM152 218V219H151ZM176 218H178V219H176ZM87 219L88 220H90L89 222H90V224H92V226H95V227H93V229H92V231H94V235H93V237H91L90 235H87L88 233L86 232V234L84 233V235H82L81 233H80V230L82 229L81 228V226L83 227L84 225L82 224V223H84V221H85V225H86V223H88V222H86L87 221ZM111 219H113V221L111 220ZM131 219H133V220H131ZM150 219V220H149ZM156 219V220H155ZM183 219V220H182ZM204 219H206V220H204ZM211 219V220H210ZM10 222H9V221ZM32 220V221H31ZM34 220H37L36 222L34 221ZM81 220V221H80ZM139 220V221H138ZM154 220H155V222H154ZM177 220H179V221H177ZM40 221V222H39ZM43 221V222H42ZM80 221V222H79ZM132 221H134L133 223H132ZM216 223H215V222ZM221 222V224H219L220 222ZM21 222V223H20ZM26 222V223H25ZM31 222V223H30ZM36 224H35V223ZM40 224H39V223ZM75 222V223H74ZM79 222V223H78ZM107 222H108V224H107ZM113 222L115 223V225H117V227H119V229L118 230H116V226L114 225L113 226ZM121 222H119V223H121ZM141 222V223H140ZM157 222H159V223H157ZM196 222H198V224H196ZM73 223H74V227H73ZM110 223H112V224H110ZM136 223V224H135ZM149 223V224H148ZM156 223V224H155ZM160 223H162V224H160ZM208 223H210V224H208ZM8 224V225H7ZM26 224H27V226H29L28 228H26L27 226H26ZM66 224V225H65ZM67 224L69 225V226H67ZM76 224V225H75ZM79 224V225H78ZM82 224V225H81ZM102 224V225H101ZM121 224H123V223H121ZM144 224V225H143ZM4 225V226H3ZM7 225V226H6ZM14 225V226H13ZM17 226V228L19 227V225H20V229L18 228L17 230H16V226ZM24 225L26 226V227H24ZM37 225V226H36ZM80 227V229L79 230H75L76 229V227L77 228H79L78 226ZM81 225V226H80ZM107 225H109V226H107ZM143 225V226H142ZM218 225H219V228L217 229V227H218ZM9 226V228L10 227H14V229H12V228H10L9 230H8V227ZM35 226V227H34ZM142 226V227H141ZM6 227V228H5ZM33 227L35 228V229H33ZM38 227H40V228H38ZM61 227V228H60ZM112 227H114V229H112L111 230V228ZM140 227V228H139ZM145 227V228H144ZM194 229H193V228ZM196 227H197V230H200L201 229V231L199 232V233H197V231H195V229H196ZM22 228V229H21ZM24 228V229H23ZM32 228V229H31ZM37 228V229H36ZM61 230H60V229ZM109 228V229H108ZM138 228V229H137ZM167 228V229H166ZM192 228V229H191ZM200 228V229H199ZM215 228V229H214ZM227 228V231L228 232H230L231 230H230V228L229 227H226ZM226 228L224 229L225 231H226ZM229 228V229H228ZM259 228H260V230H259ZM263 226L262 225H259V227H258V231H260V234H259V236H261V235H263V233H264V230H263ZM13 230L14 231V233L17 235H15L13 232H11L10 230ZM126 229V230H125ZM135 229V230H134ZM137 229V230H136ZM140 229H142V230H140ZM144 229V230H143ZM190 229L192 230L191 232H193V234H195V236H193V234L192 233H190V234H192V236H190V234H188L189 232H190ZM262 229V230H261ZM21 230V231H20ZM24 230V231H23ZM32 230V231H31ZM35 230V231H34ZM38 230H40V231H47V232H44V233H46V235H43L44 233H41V235H43V236H40V233H37V232H40V231H38ZM71 230V231H70ZM84 228H83V230H81V231H83L84 232ZM105 230H106V232H105ZM114 230H116L114 233L116 234V233H119V235L118 234H116V235H118L117 237H116V235L115 234H113V231ZM128 230H130V232H128ZM140 230V231H139ZM151 230V231H150ZM210 230V231H209ZM8 231H9V233H8ZM16 231V232H15ZM27 231V232H26ZM61 231H63L62 232V235H61ZM77 231V232H76ZM120 231V232H119ZM141 231H142V233H141ZM177 231V232H176ZM211 232V234H209V232ZM218 231V232H217ZM26 232V233H25ZM30 232L32 233V235H30ZM111 232V233H110ZM126 232V233H125ZM151 234H150V233ZM167 232V233H166ZM181 232V233H180ZM27 233H29V235H30V238H29V235L27 234ZM64 233H66V234H64ZM176 233H178V234H180L179 236H178V234H176ZM188 234V236H190V237H188V236H186V237H188V238H190V239H188V238H182L181 236H185V234ZM197 233V234H196ZM23 234H27V236L26 235H23ZM36 236H35V235ZM113 234V235H112ZM213 234V235H212ZM19 235H22V236H20L21 237V240H20V237H19ZM108 235V236H107ZM110 235V236H109ZM115 235V236H114ZM174 235V236H173ZM5 238H4V237ZM15 236H16V238L17 239H15ZM32 236H33V238H35L36 239V237L38 236V237H40V239H37L38 241L37 242H35L36 240L35 239H33L32 238ZM45 236H46V238L47 239H45ZM114 236V238H110V237H113ZM157 236V237H156ZM176 236H178V237H176ZM7 237H8V239H7ZM14 237V238H13ZM19 237V238H18ZM26 237V238H25ZM60 237H63L64 238V241H65V243L63 244V245H61L60 244V242H59V238ZM108 237V238H107ZM166 237V238H165ZM181 237V238H180ZM25 239V241L27 240H30V241H28V245L27 246H31V248H30V250L27 248V249H20V247H17L18 246V244H19V246H20V244L22 245L25 241L24 240H22V239ZM117 238V239H116ZM182 239V241H183V243H182V241H180V239ZM45 239V240H44ZM88 241H87V240ZM91 239V240H90ZM109 239V240H108ZM112 239H113V241H112ZM116 239V240H115ZM184 239H188L187 240V242H185L186 240H184ZM3 240H5L4 242H2L1 243V241H3ZM11 240V242H9ZM18 240H20V241H18ZM170 240V241H169ZM15 241V242H14ZM24 241V242H23ZM27 241L25 242V243H27ZM46 241V242H45ZM87 241V242H86ZM109 241V244L108 245H106L107 244V242ZM17 242V243H16ZM21 242H23V243H21ZM31 242V243H30ZM180 242V243H179ZM15 243V244H14ZM86 243H88V244H90V246H88V244H86ZM37 244V245H36ZM46 244V245H45ZM182 244H183V246H182ZM15 245V246H14ZM46 247H45V246ZM114 245V246H113ZM166 247H165V246ZM173 245V246H172ZM23 246V245H22ZM32 246H35L36 248H38L39 249V251H38V249H37V252L38 253H35L36 251H35V248L34 247H32ZM39 246L42 248V249H45L46 248V250L45 251H43V250H41V248H39ZM178 246H180L181 248H179ZM260 246H263L264 247V243H261L260 245H259V249H260ZM89 247V248H88ZM169 247V248H168ZM171 247H172V249H171ZM174 247V248H173ZM263 247H261V250H259V249H257L256 250V252H262V251H264V248ZM164 248H167V249H164ZM9 249V250H8ZM17 249H20V250H17ZM87 249V250H86ZM120 249V250H119ZM137 249H139V250H137ZM15 250V251H14ZM32 250V251H31ZM41 250V251H40ZM8 251H9V253L10 254H12L11 256H10V254L8 253ZM34 251V252H33ZM42 251L43 252H45V255H44V253H42ZM163 251H164V253H163ZM167 251V252H166ZM23 254H22V253ZM30 252H32L31 253V255H30ZM39 252H40V256H39ZM90 252V253H89ZM138 252V253H137ZM189 252V253H188ZM26 253V254H25ZM3 254V255H2ZM97 254V255H96ZM154 255V258H150L149 259V255ZM189 254L191 255V257L189 256ZM32 255H34V256H32ZM140 256V255H142V256H140V259L138 258V256ZM144 255V256H143ZM9 256V257H8ZM31 256V257H30ZM5 257H6V259H5ZM34 257V258H33ZM142 257H144V258H142ZM151 257V256H150ZM4 260H3V259ZM24 258V259H23ZM30 258V259H29ZM33 258V259H32ZM35 258H36V262H38V263H36V262H34L35 261ZM93 258V259H92ZM138 258V259H137ZM147 258V259H146ZM192 258H194V259H192ZM2 259V260H1ZM18 259H20V260H18ZM37 259H38V261H37ZM121 259V260H120ZM197 259V258H196ZM24 260V261H23ZM27 260V261H26ZM39 260H40V262H39ZM153 260V261H154ZM4 261V262H3ZM20 261V262H19ZM27 263H26V262ZM31 261V262H30ZM171 261H170V263H171ZM17 262H19V263H17ZM33 262V263H32ZM126 262H124V263H126ZM152 262V261H151ZM155 262H152L153 264H155ZM126 263V264H127ZM132 263V264H133ZM204 264V263H203Z\"/></svg>",
	"mask_w": 264,
	"mask_h": 264
},
{
	"label": "snow or ice",
	"instance_id": "obj_3",
	"mask_svg": "<svg viewBox=\"0 0 264 264\" xmlns=\"http://www.w3.org/2000/svg\"><path fill=\"white\" fill-rule=\"evenodd\" d=\"M144 2L147 3V0H144ZM209 2L211 3L212 0H209ZM261 3H264V0H261ZM59 242H60L61 245H63L65 243L64 238L60 237L59 238Z\"/></svg>",
	"mask_w": 264,
	"mask_h": 264
}]
</instances>
